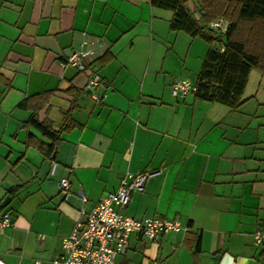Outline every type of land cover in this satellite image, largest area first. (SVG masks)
Returning a JSON list of instances; mask_svg holds the SVG:
<instances>
[{
  "label": "crops",
  "instance_id": "0c3cea01",
  "mask_svg": "<svg viewBox=\"0 0 264 264\" xmlns=\"http://www.w3.org/2000/svg\"><path fill=\"white\" fill-rule=\"evenodd\" d=\"M186 5L198 17L195 3ZM171 17L149 0H0V203L22 191L25 200L35 196L42 224L60 237L46 256L26 251L27 239L5 237L17 218L2 205L0 217L8 211L11 223H0V264H54L61 237L103 193L126 172L152 170L119 210L177 219L185 229L154 239L132 232L115 264H258L264 257L253 239L264 223V72L250 69L235 108L194 90L172 95L177 79L195 84L210 44L170 29ZM83 41L92 49L87 68L62 64ZM92 70L101 77L99 102L85 88ZM25 99L29 107L20 106ZM72 105L75 125L48 157L36 144L50 141L27 120L35 113L57 130ZM61 177L69 179L66 195Z\"/></svg>",
  "mask_w": 264,
  "mask_h": 264
},
{
  "label": "trees",
  "instance_id": "16d2710c",
  "mask_svg": "<svg viewBox=\"0 0 264 264\" xmlns=\"http://www.w3.org/2000/svg\"><path fill=\"white\" fill-rule=\"evenodd\" d=\"M195 3L198 17L186 3ZM150 4L172 11L170 29L181 30L191 36H201L209 44L195 80V94L199 98L215 101L235 108L241 101L248 73L252 67L264 72V0H149ZM216 17L229 24L222 31L209 28ZM217 43V45H213ZM223 49H219V45ZM71 91V90H69ZM72 92V91H71ZM44 94L34 95L39 99ZM28 99L20 106L29 107ZM39 106L33 108L36 111ZM73 105L62 113L57 130L48 119L39 120L33 113L27 123L38 128L50 142H37V147L48 157L55 155L57 141L63 131L73 127ZM16 188V187H15ZM15 188H11L14 190ZM0 203V208H1Z\"/></svg>",
  "mask_w": 264,
  "mask_h": 264
},
{
  "label": "built area",
  "instance_id": "2783aa9c",
  "mask_svg": "<svg viewBox=\"0 0 264 264\" xmlns=\"http://www.w3.org/2000/svg\"><path fill=\"white\" fill-rule=\"evenodd\" d=\"M229 22L216 17L210 21L209 26L216 32L224 31ZM85 41L79 48L73 49L62 59V64L74 65L79 70L87 68L85 59L92 53V49L84 47ZM223 49V45H219ZM101 77L98 72L92 70L87 77L85 88L90 93L95 102L101 101L102 94L98 91ZM189 90H195L189 78L175 80L171 85V93L174 96L184 95ZM57 163L52 162L51 171L54 172ZM157 170L126 172L119 180L118 187L114 191L103 193L95 205L87 212L84 217L75 221L72 230L61 237V253L55 257L54 264H115L117 255L125 252L128 246L130 233L136 232L140 235L154 239L167 230L178 231L185 229L177 219H170L159 216H144L135 218L123 213L119 208L125 207L136 191L144 188L148 177L156 174ZM59 189L66 195L69 192L68 177L59 179ZM82 205L86 201L85 195L81 190L77 191ZM83 212V209L81 208ZM1 225L11 223L8 211L3 212L0 217ZM254 242L264 245V223L257 227L253 232ZM31 264H41L39 260H34ZM258 264H264V257Z\"/></svg>",
  "mask_w": 264,
  "mask_h": 264
},
{
  "label": "rangeland",
  "instance_id": "374dc122",
  "mask_svg": "<svg viewBox=\"0 0 264 264\" xmlns=\"http://www.w3.org/2000/svg\"><path fill=\"white\" fill-rule=\"evenodd\" d=\"M22 192L13 197L6 205L11 211L12 217L17 218V222L15 223L13 231L11 233L9 232L10 234L4 233V235L7 238L13 235V239L19 242L27 239L28 244L31 243L32 247L26 251L36 250L38 255H42V257L46 256L50 252L49 248L58 245L60 238L59 231L52 226L42 224L40 220V213L42 210L36 207L40 202L39 199L36 200L35 196H31V198L29 197L28 200H25V191ZM20 205L22 206L20 207ZM37 234L43 235V239L36 240L35 237Z\"/></svg>",
  "mask_w": 264,
  "mask_h": 264
},
{
  "label": "water",
  "instance_id": "95a60500",
  "mask_svg": "<svg viewBox=\"0 0 264 264\" xmlns=\"http://www.w3.org/2000/svg\"><path fill=\"white\" fill-rule=\"evenodd\" d=\"M208 27L210 28V26H208ZM8 201H9V197H6V198L4 199V201L2 202V205L7 204Z\"/></svg>",
  "mask_w": 264,
  "mask_h": 264
}]
</instances>
